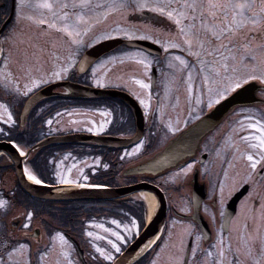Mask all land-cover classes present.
Segmentation results:
<instances>
[{"label":"flooded vegetation","instance_id":"1","mask_svg":"<svg viewBox=\"0 0 264 264\" xmlns=\"http://www.w3.org/2000/svg\"><path fill=\"white\" fill-rule=\"evenodd\" d=\"M135 1H130L134 21L130 36L112 38L147 42L157 46L160 54L120 45L82 72L77 65L83 53L111 39L90 44L91 0H0V27L10 18L0 35V107L8 108L19 126L24 103L45 87L69 83L99 88L91 83L93 66L119 48L134 52L143 61L138 70L123 66L122 55H114L105 67L121 72L117 78L110 77L115 84L102 88L126 93L139 105L143 125L134 145L48 144L29 153L22 163L24 175L29 179L30 170L47 186L155 187L165 204L162 229L153 240L141 244L126 264H264V160L260 159L264 149L256 139L264 138L260 130L264 127V92L256 93L258 103L230 109L199 141L193 155L178 165L157 174L127 173L250 81L243 62H247L249 47V7H234L245 0H144L143 8ZM104 4L100 1L97 7L104 11ZM224 4L229 6L222 8ZM257 15L263 16L260 11ZM37 18H44L45 23L37 24ZM138 84H147V93ZM90 114L101 123L90 125ZM83 116L87 124L80 129L59 124L63 118L73 121ZM100 124L121 135L91 129ZM14 128L18 127L1 125L0 141L15 143L11 138L17 133H12ZM21 128L24 143H15L21 155L56 137L128 139L137 131L133 110L124 101L76 97L63 86L35 104ZM249 155L259 161L256 168L251 167ZM0 201H4L0 204V264H113L135 242L159 205L148 192L113 201L35 198L20 187L13 164L4 154H0ZM184 207L189 210L182 212ZM95 224L120 235L129 233L125 227L136 233L131 240H90L87 233ZM112 241L119 245V252L111 247ZM97 248L113 259L101 256Z\"/></svg>","mask_w":264,"mask_h":264},{"label":"water","instance_id":"2","mask_svg":"<svg viewBox=\"0 0 264 264\" xmlns=\"http://www.w3.org/2000/svg\"><path fill=\"white\" fill-rule=\"evenodd\" d=\"M10 19V18H9ZM9 19L1 26L0 35L5 28ZM127 45L130 47H138L153 54H159L160 51L155 45L147 42L138 41H126L121 39L106 40L97 45L91 47L84 52L80 58L77 69L79 71H86L96 60L106 53L112 51L119 45ZM57 86H63L69 89L76 97H109L118 98L127 103L136 118L137 131L133 138H118V137H101L95 138L93 136L86 135H70L64 137H56L53 139H47L41 144L34 146L30 149L26 156L36 149L48 145L50 143H74L90 141L99 143L102 146L114 147V148H126L134 145L141 138V126L143 125L141 110L137 103L127 94L114 91V90H100L88 87H82L69 83H57L45 87L32 95L24 104L22 112L20 114L21 125L24 124L25 118L31 108L41 99L51 95V91ZM257 90H263L264 86H258L255 82H251L237 90L229 98L218 104L209 114L204 116L190 128L181 133L176 139L170 142V144L160 153H158L151 160L137 165L127 171L130 175L137 174H157L161 171L175 166L178 162L187 156L194 153L199 141L203 136L210 132L220 119L233 107L238 105H246L255 103L258 99L255 96ZM0 153L6 154L14 165L15 174L20 187L30 196L50 200V201H110L119 199L136 192H149L152 193L157 199L159 205L155 212L152 213L151 219L146 224L145 228L135 239L127 250L113 263V264H126L133 256L137 254V250L140 245L148 240H152L155 234L161 229L164 221L165 204L163 199L155 187L146 184H135L132 186L119 187V188H106V187H79V186H44L36 184L25 178L22 169V162L25 156L19 155L17 149L8 142H0Z\"/></svg>","mask_w":264,"mask_h":264},{"label":"rangeland","instance_id":"3","mask_svg":"<svg viewBox=\"0 0 264 264\" xmlns=\"http://www.w3.org/2000/svg\"><path fill=\"white\" fill-rule=\"evenodd\" d=\"M100 1L105 2L104 4V11L102 9H99L98 3ZM130 1L131 0H91L90 2V11L88 12L89 22L91 23L90 27V44L96 43L97 41L112 38L115 36H120L124 33H128L126 36H130L131 34V28L132 24H134V21L131 20V7H130ZM197 1V0H196ZM251 4V7H249V47H248V56H247V62L244 59V64L247 65L248 72L246 73L249 77V75L256 77V82L263 83L264 84V3H261V0H248ZM138 5L140 3L139 7H142L141 3H146L144 0H136L135 1ZM117 6H116V5ZM122 10H121V9ZM261 12L263 16H258L257 13ZM82 17V15H80ZM43 20V21H42ZM30 21V20H29ZM29 21H25V23H28ZM38 21L40 23H45L44 18H37L36 22L38 24ZM255 21V23H253ZM130 50H126L124 48H119L116 52L113 54H110L106 58L101 59L91 71L92 80L91 83L98 86L99 88L108 87L109 84L114 83L113 79L110 77L117 78V73H120L121 71L117 67H111L108 68L105 67L107 61H114L112 60L114 55H122L123 58V66L133 67L137 66V69L141 67L142 63L140 62V56L137 54L129 53ZM137 53V52H136ZM236 54H238L235 51ZM233 53V60L236 62V54ZM126 62V64H125ZM239 70L241 67V63L238 65ZM106 68V69H104ZM133 73V71H132ZM140 77V76H138ZM141 79H144V75L141 76ZM145 80V79H144ZM136 81V79H135ZM139 81V80H137ZM117 82V81H116ZM115 82V83H116ZM114 83V84H115ZM236 81L234 82V84ZM29 86V84H24L22 87ZM138 88H143L144 90L147 88L144 87V84H138ZM32 87V86H31ZM29 89V88H28ZM27 89V90H28ZM147 93V89L145 90ZM17 100L13 101V105L17 107ZM1 105V104H0ZM13 107L10 106V109ZM92 116V120L88 123L90 125H96L101 123L99 118L94 115L90 114ZM86 117H79V118H73V121L70 117L63 118L61 121L59 120V124H69V126H77L78 129H80L81 125H86L87 122L83 121L82 119H85ZM63 121V123H62ZM17 122L15 118L9 113L8 108L3 110L0 107V126L1 125H9L11 128H13ZM15 124V125H14ZM99 127V128H98ZM91 129H100L104 130L107 134H113L114 136H120L121 133L119 130H110L106 129V125L100 124L97 126V128H91ZM96 130V131H97ZM108 131V132H107ZM106 230L104 228L98 227L96 224L94 226L90 225L89 232L92 233L91 236H89L90 240H131L134 233H136V230L133 231V228L125 227L124 230H129V233L126 234L123 230V227L121 228V231L125 234H122L121 236L124 237V239H119L116 235H114L115 232L113 229ZM126 238V239H125Z\"/></svg>","mask_w":264,"mask_h":264},{"label":"snow or ice","instance_id":"4","mask_svg":"<svg viewBox=\"0 0 264 264\" xmlns=\"http://www.w3.org/2000/svg\"><path fill=\"white\" fill-rule=\"evenodd\" d=\"M261 3H264V0H261ZM45 6H46V7H51L50 4H45ZM212 6L215 7V5H212ZM228 6H229L228 4H224V5H222L221 7L223 8V7H228ZM234 7H236V8H240V9H244V8H246V7H251V4L248 2V0H245V2H243V3H236V4L234 5ZM158 10H159V11H162L163 9H158ZM262 10H264V9H262ZM168 15L171 16V13H168ZM241 15H243V13H241ZM177 22L179 23V21H177ZM253 23H255V21H253ZM124 35H128V33H124ZM176 59L179 60L180 58L177 57ZM141 62L143 63V61H141ZM181 63H184V62L181 61ZM62 71H66V69H62ZM262 78H264V77H262ZM248 79H256V77L249 75ZM34 83H35V82H34ZM137 83H143V82H142V81H137ZM144 87L146 88V87H148V85H147V84H144ZM235 87H236V88H239V87H240V84H239V83H236V84H235ZM143 102H144V101L142 100L141 103H143ZM198 102H199V101H198ZM209 106H211V101L209 102ZM251 127H256V125L253 124V125H251ZM260 130H261L262 132H264V127H261ZM256 139H258V140L260 141L259 147L262 148V149H264V138H262V137H256ZM137 147L139 148V146H137ZM260 159H261V160H264V155H261ZM248 160H249V161H252V163H251V167H252V168H256L257 163H258L259 161H257L256 159H254V157L251 156V155L248 156ZM190 167H191V166L189 165V168H190ZM28 177H29L30 180H34V181H35L36 183H38V184H42V183H44L43 180H40V179L37 178V176L33 175V174L31 173L30 170L28 171ZM64 182H66V183H71V181H68V180H66V181H64ZM3 203H4V201H0V204H3ZM188 210H189V209H188L187 207L181 208V211H182V212H187ZM28 215L31 216L32 213L29 212ZM113 223L115 224V223H117V221L113 220ZM25 226H27V225H25ZM133 227H135V223H134V222H133ZM109 231H111V230L109 229ZM87 234H88L89 236L92 235L91 232H89V233H87ZM114 235H116L119 239H124V237H122V236L120 235V233H118V232H117V233H114ZM22 247H23V245H21V248H22ZM111 247L114 248V249L116 250V252H119V251H120V247H119V245H118L115 241H112V242H111ZM96 250L100 253L101 256H105L106 259H108V260H112V259H113V256L110 255V254H107V253L105 252L104 249L97 248ZM12 251L14 252V251H16V249H13ZM193 251H195V250H193ZM220 254L223 255V251H221ZM211 255H212L211 252L207 253V256H211ZM68 264H71V261H69ZM214 264H220V262H219V261H214ZM234 264H236V262H234Z\"/></svg>","mask_w":264,"mask_h":264},{"label":"trees","instance_id":"5","mask_svg":"<svg viewBox=\"0 0 264 264\" xmlns=\"http://www.w3.org/2000/svg\"><path fill=\"white\" fill-rule=\"evenodd\" d=\"M22 129H19V127L18 128H14L13 129V131H12V133H14V132H17V133H15V134H13V136L11 137L12 139H15L16 141H14L17 145H20L21 146V144H23L24 143V138L22 137V133L20 132ZM0 139H2L1 137H0ZM12 139H8V140H12ZM106 184H107V182H106Z\"/></svg>","mask_w":264,"mask_h":264},{"label":"bare ground","instance_id":"6","mask_svg":"<svg viewBox=\"0 0 264 264\" xmlns=\"http://www.w3.org/2000/svg\"><path fill=\"white\" fill-rule=\"evenodd\" d=\"M149 199H150L151 202L153 201L152 197H150Z\"/></svg>","mask_w":264,"mask_h":264}]
</instances>
